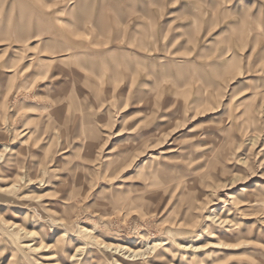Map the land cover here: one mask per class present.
I'll return each instance as SVG.
<instances>
[{
    "label": "rangeland",
    "instance_id": "rangeland-1",
    "mask_svg": "<svg viewBox=\"0 0 264 264\" xmlns=\"http://www.w3.org/2000/svg\"><path fill=\"white\" fill-rule=\"evenodd\" d=\"M0 264H264V0H0Z\"/></svg>",
    "mask_w": 264,
    "mask_h": 264
},
{
    "label": "bare ground",
    "instance_id": "bare-ground-1",
    "mask_svg": "<svg viewBox=\"0 0 264 264\" xmlns=\"http://www.w3.org/2000/svg\"><path fill=\"white\" fill-rule=\"evenodd\" d=\"M84 233V232H83ZM33 233H31V232H27V235H32ZM214 245H217V244H214ZM152 246V245H151ZM190 245H187V247H189ZM124 246L123 245H115L114 246V248L116 249V250H118V249H120V248H123ZM190 247H194V245H191ZM35 248H39V247H35ZM195 248L196 249H198V248H201L200 246H195ZM146 252V250L145 249H143V248H141V249H137V250H132V253L134 254V256H140V255H144V253ZM145 256V255H144Z\"/></svg>",
    "mask_w": 264,
    "mask_h": 264
}]
</instances>
